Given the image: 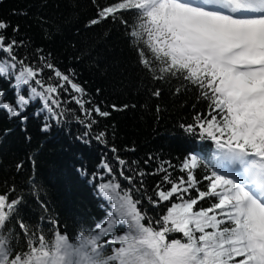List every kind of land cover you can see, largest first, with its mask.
I'll return each mask as SVG.
<instances>
[{
  "label": "snow or ice",
  "instance_id": "1",
  "mask_svg": "<svg viewBox=\"0 0 264 264\" xmlns=\"http://www.w3.org/2000/svg\"><path fill=\"white\" fill-rule=\"evenodd\" d=\"M125 13H134L131 24ZM109 19L125 26L152 80H183L185 90L195 88L207 102L205 112L181 127L214 142L216 152L207 160L190 154L180 166L186 178L172 179L173 165H161L156 172L164 173L163 183L156 185L155 199L144 195L145 173L116 156L128 187L122 188L113 168L103 164L107 178H99L98 189L108 203L106 218L73 237L55 221H49L51 238L30 228L19 216L23 197L12 196L15 188H9L0 193V264H264V0H114L97 6L88 26ZM9 27L0 20V78L14 80L16 99L5 101L0 90V108L26 121L23 113L39 98L42 111L57 122L67 112L85 123L78 109L88 117L89 129L96 123L93 114L110 115L93 104L74 70H61L43 50L26 63L17 53L24 41L7 36ZM160 94L159 89L151 93ZM69 103L77 108H66ZM104 136L101 132L96 139ZM199 168L209 171L205 190L195 176ZM173 197L180 202L171 203L159 219L143 210L142 199L158 208ZM209 198L216 202L197 207ZM121 226L126 230L118 234ZM174 233L182 238L170 239Z\"/></svg>",
  "mask_w": 264,
  "mask_h": 264
},
{
  "label": "trees",
  "instance_id": "2",
  "mask_svg": "<svg viewBox=\"0 0 264 264\" xmlns=\"http://www.w3.org/2000/svg\"><path fill=\"white\" fill-rule=\"evenodd\" d=\"M113 2L0 0V20L11 25L6 35L24 41L17 49L18 55L28 63L36 60L37 50H43L61 70H74L77 82L90 93L93 104L110 113L108 117L93 114L96 123L89 129L88 117L78 109L76 115L85 123L67 112L57 122L42 111L39 98L23 113L28 117L26 121L0 108V193L14 187L12 196L23 197L19 216L30 228L43 230L48 238L53 232L49 221L57 222L61 232L73 237L106 218L108 203L98 189L102 182L99 178H107L103 164L113 168L122 188L128 187L119 175L116 156L126 160L132 169L145 173L144 195L155 199L156 185L163 183L164 173L156 172L161 165H173L168 170L172 179L182 175L186 178L180 166L190 154L207 160L216 152L214 142L181 127L193 123L195 115L208 107L206 101L198 98L195 88L185 90L183 80H152L139 63L119 20L88 26L96 16L97 6ZM133 16L134 13L124 14L129 24ZM17 25L20 30L13 33L12 28ZM14 83L0 78V90L5 92L7 102L16 99ZM176 88L181 89L179 93ZM157 89L160 96H152ZM23 94L30 95L27 88ZM112 105L122 110H115ZM65 107L77 108L74 103ZM101 132L105 133L103 141L96 139ZM113 147L117 149L115 154ZM207 174L209 171L204 168L195 171L201 190L207 188L203 179ZM191 195L195 197L196 191ZM179 202L173 197L157 208L142 199L143 210L153 220L166 214L171 203ZM215 202V198H209L197 207L207 208ZM125 230L122 226L117 228L118 234ZM169 238L179 239L182 234L174 233Z\"/></svg>",
  "mask_w": 264,
  "mask_h": 264
}]
</instances>
